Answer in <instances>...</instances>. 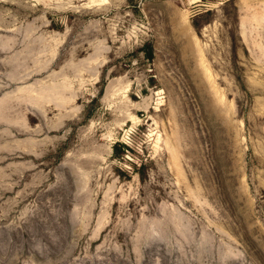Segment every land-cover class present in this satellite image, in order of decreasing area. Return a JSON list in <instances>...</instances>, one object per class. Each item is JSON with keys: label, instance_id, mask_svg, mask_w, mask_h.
I'll return each instance as SVG.
<instances>
[{"label": "rangeland", "instance_id": "1", "mask_svg": "<svg viewBox=\"0 0 264 264\" xmlns=\"http://www.w3.org/2000/svg\"><path fill=\"white\" fill-rule=\"evenodd\" d=\"M227 1L0 0V264H264V0Z\"/></svg>", "mask_w": 264, "mask_h": 264}, {"label": "trees", "instance_id": "2", "mask_svg": "<svg viewBox=\"0 0 264 264\" xmlns=\"http://www.w3.org/2000/svg\"><path fill=\"white\" fill-rule=\"evenodd\" d=\"M229 5H234L235 0H229L227 1ZM212 16L211 11H206L203 13H199L196 17V19L193 21V27L198 35H201L203 27L211 23L210 17ZM238 17V8L235 6V12H234V18L237 20ZM204 19V21H202ZM146 55L147 58L150 60H153L154 53L153 48L151 44L146 45ZM133 151L132 147L126 143H115L113 146V157L117 160H123L125 156ZM149 161V160H147ZM147 165L148 163L146 161H142L140 165L137 163L133 164L132 169L130 171L127 170H121L120 173H118V176L121 178L122 176L126 178H131L133 174H137L139 179L141 181H146L148 177V171H147Z\"/></svg>", "mask_w": 264, "mask_h": 264}]
</instances>
